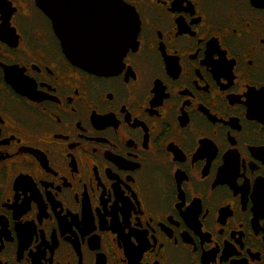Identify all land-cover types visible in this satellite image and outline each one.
Instances as JSON below:
<instances>
[{
    "label": "flooded vegetation",
    "instance_id": "af4514ba",
    "mask_svg": "<svg viewBox=\"0 0 264 264\" xmlns=\"http://www.w3.org/2000/svg\"><path fill=\"white\" fill-rule=\"evenodd\" d=\"M0 264H264V0H0Z\"/></svg>",
    "mask_w": 264,
    "mask_h": 264
},
{
    "label": "water",
    "instance_id": "95a60500",
    "mask_svg": "<svg viewBox=\"0 0 264 264\" xmlns=\"http://www.w3.org/2000/svg\"><path fill=\"white\" fill-rule=\"evenodd\" d=\"M56 1V0H55ZM59 2H62L63 0H58ZM79 2H82V0H78ZM105 0H102V2ZM113 3H115V1H113ZM118 3H120V1H118ZM46 4V2H45ZM45 12L48 13L49 15H51V17L54 20V24L55 27L57 29V32L60 36V38L63 40V42H65V33H66V26H65V20L68 19L70 17V15L73 14H78L79 13V9L76 8L75 10H72L70 12L65 11V9L63 7H59L56 9H51L49 8V6L45 7ZM56 10V12H55ZM134 19V18H133ZM133 25L135 26V30H134V36L136 37L137 32H138V25L136 22V19H134ZM137 27V28H136ZM118 35V39L120 36L119 31L117 32ZM132 44V38L131 35L130 37L128 36L127 38H123L121 41V45H119L118 51L119 50H128L129 46H131ZM112 49H114V47H112ZM85 53H88L89 49H83L82 50ZM71 53V56L75 59V61L82 67L86 68L87 70L94 72V73H99V72H103L106 69H109V67L113 66L114 63L109 62V61H100V57H98L97 61H92V60H87L86 63H84V61L82 60V57L79 55L81 53V50L79 49H74L73 51H69Z\"/></svg>",
    "mask_w": 264,
    "mask_h": 264
}]
</instances>
